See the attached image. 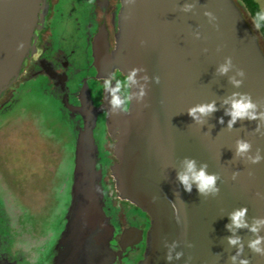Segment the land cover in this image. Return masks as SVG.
<instances>
[{"label":"water","instance_id":"95a60500","mask_svg":"<svg viewBox=\"0 0 264 264\" xmlns=\"http://www.w3.org/2000/svg\"><path fill=\"white\" fill-rule=\"evenodd\" d=\"M41 2L0 0V97L34 50ZM186 3L193 7L184 12L181 8ZM205 10L214 14V22L203 15ZM93 50L99 70L110 73L117 68L126 74L133 67L142 68L136 78L146 84L147 95L142 102L133 98L128 113L112 114L106 93L95 107L87 87L84 91L73 190L78 198L75 218L86 227L82 242L86 253L91 258L105 242L100 239L103 227L112 234L104 223L95 185L100 171L95 168L93 128L103 108L106 130L113 140L115 161L110 169L115 190L150 218L147 248L139 264H166L163 242L180 237L184 255L173 264H229L228 257L236 249L226 240L231 234L225 228L228 213L245 206L249 218L264 217V160L251 164L234 156L237 138L248 140L253 152L260 149L264 155V130L255 131L257 123L264 129V121L238 120L228 130L229 117L222 104L233 91L248 93L264 104V52L240 7L235 0H121L112 50L104 35L96 38ZM226 56L245 73L238 89L228 83L227 76L216 74ZM145 75L147 81L142 79ZM209 100L216 101L218 111L204 117L203 123L187 115L188 107ZM221 117L224 123L218 122ZM184 157L207 163L208 171L220 177L218 195L200 197L195 187L191 193L180 187L176 172ZM177 216L181 225L176 223ZM237 235L245 242L242 255L250 264H264V256L246 246L252 234L241 229Z\"/></svg>","mask_w":264,"mask_h":264},{"label":"flooded vegetation","instance_id":"af4514ba","mask_svg":"<svg viewBox=\"0 0 264 264\" xmlns=\"http://www.w3.org/2000/svg\"><path fill=\"white\" fill-rule=\"evenodd\" d=\"M120 7L121 0H42L33 36L34 50L24 61L17 79L0 97V101L5 99L11 86L21 79L44 77L51 83L57 96L60 92L62 107L76 130L73 165L63 184L70 199L64 216L65 223L57 235L51 264H139L147 248L149 216L133 203L120 198L115 190L110 169L115 161L113 140L106 130V111L103 108L97 113L93 128L97 146L95 168L100 171L95 185L104 223L111 227L112 234L108 235L103 227L100 239L105 242L91 253V258L82 245L86 227L82 220L75 218L78 202L73 190L76 178L75 145L78 130L82 126L79 106L86 87L94 106L99 107L102 103V76L109 73L106 69L99 70L95 65L93 47L96 38L104 35L108 50H112ZM110 73L123 76L117 68ZM137 239L139 241L133 243ZM0 264L15 263L0 255Z\"/></svg>","mask_w":264,"mask_h":264},{"label":"rangeland","instance_id":"374dc122","mask_svg":"<svg viewBox=\"0 0 264 264\" xmlns=\"http://www.w3.org/2000/svg\"><path fill=\"white\" fill-rule=\"evenodd\" d=\"M264 11V0H257ZM236 4L264 41L239 0ZM76 130L44 77L21 79L0 101V255L51 264L64 225ZM62 190L60 188L62 187Z\"/></svg>","mask_w":264,"mask_h":264},{"label":"clouds","instance_id":"9594fccd","mask_svg":"<svg viewBox=\"0 0 264 264\" xmlns=\"http://www.w3.org/2000/svg\"><path fill=\"white\" fill-rule=\"evenodd\" d=\"M132 3L133 0H128ZM193 6L191 4H184L181 8L182 11L187 12ZM203 15L208 18L209 22H214L216 17L211 11L205 10ZM257 27L260 26L259 22H264V11L258 12L255 17ZM196 38H199L200 33H194ZM143 71L142 68L133 67L126 74L121 77L119 73H109L102 78V89L107 94L109 101V111L112 114L128 113L130 104L133 98L137 102H142L147 95L146 84L138 83L136 74ZM216 74L219 76H227L228 83L233 88H240L243 83L245 73L242 69L235 68L232 63L231 57H225L223 62L218 64ZM232 73V74H229ZM144 81L149 78L147 75L142 77ZM154 82L158 83V77L151 78ZM135 88L133 92L132 89ZM225 107V115L229 117L226 123V128L231 130L238 120L248 121H264V109L262 105L251 97L250 94L245 92L233 91L228 94L222 101ZM218 111L215 100L208 102H201L194 104L187 109V115L197 123H203V118L210 116L212 113ZM219 123H224L223 118H217ZM262 126L257 123L255 131L262 133ZM234 156L246 160L251 164H257L264 160V155L261 154L260 149L252 151V144L242 138H237L234 145ZM237 173L233 174L235 179ZM220 177L208 171V164L205 162H198L195 158L184 157L181 160V167L176 172V180L180 187L185 192L191 193L195 187L200 197L216 196L220 192L218 184ZM229 223L225 224V228L231 233L226 237L229 247L236 249L235 253L228 257L229 264H250L249 258L242 255L245 247L243 238L237 235L241 229L247 230L252 236L246 242L247 248L256 255L264 256V217H248V209L245 206L233 208L228 213ZM177 225H181L182 221L179 216L176 217ZM166 252L164 259L166 264H173L184 255L183 238H177L170 243L164 241Z\"/></svg>","mask_w":264,"mask_h":264},{"label":"trees","instance_id":"16d2710c","mask_svg":"<svg viewBox=\"0 0 264 264\" xmlns=\"http://www.w3.org/2000/svg\"><path fill=\"white\" fill-rule=\"evenodd\" d=\"M239 1H240V3H242L244 9L246 10L249 17L252 19V21L254 22V24L257 27V21H256L255 17H256V14L258 12L262 11L258 1L257 0H239ZM259 24H260V26L257 27V29L260 33V36L262 37V39L264 41V22H259Z\"/></svg>","mask_w":264,"mask_h":264}]
</instances>
